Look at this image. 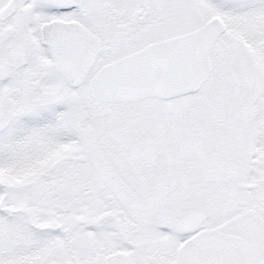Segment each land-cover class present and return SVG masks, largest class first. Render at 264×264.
I'll return each mask as SVG.
<instances>
[{
    "label": "snow or ice",
    "instance_id": "obj_1",
    "mask_svg": "<svg viewBox=\"0 0 264 264\" xmlns=\"http://www.w3.org/2000/svg\"><path fill=\"white\" fill-rule=\"evenodd\" d=\"M0 264H264V0H0Z\"/></svg>",
    "mask_w": 264,
    "mask_h": 264
}]
</instances>
